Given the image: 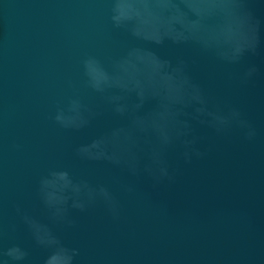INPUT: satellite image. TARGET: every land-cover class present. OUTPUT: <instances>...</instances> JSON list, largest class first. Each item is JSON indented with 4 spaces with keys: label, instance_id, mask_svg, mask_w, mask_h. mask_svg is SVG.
<instances>
[{
    "label": "water",
    "instance_id": "1",
    "mask_svg": "<svg viewBox=\"0 0 264 264\" xmlns=\"http://www.w3.org/2000/svg\"><path fill=\"white\" fill-rule=\"evenodd\" d=\"M0 264H264V0H0Z\"/></svg>",
    "mask_w": 264,
    "mask_h": 264
}]
</instances>
